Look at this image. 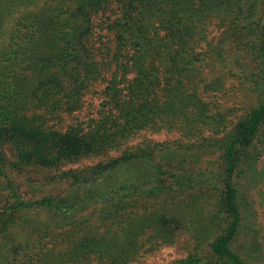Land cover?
<instances>
[{"label":"trees","instance_id":"obj_1","mask_svg":"<svg viewBox=\"0 0 264 264\" xmlns=\"http://www.w3.org/2000/svg\"><path fill=\"white\" fill-rule=\"evenodd\" d=\"M36 72L29 117L20 85ZM233 78L253 101L227 121L202 98ZM97 82V118L56 129ZM163 129L179 141L126 146ZM84 158L101 160L61 169ZM263 183L264 0H0V264H136L182 231L171 264H251L240 239ZM186 198L203 223L168 211Z\"/></svg>","mask_w":264,"mask_h":264},{"label":"rangeland","instance_id":"obj_2","mask_svg":"<svg viewBox=\"0 0 264 264\" xmlns=\"http://www.w3.org/2000/svg\"><path fill=\"white\" fill-rule=\"evenodd\" d=\"M97 16L94 19V22H97L98 18ZM77 24V30L79 31L82 27V21L80 18L76 19ZM212 36L215 37L216 33H212ZM96 36L92 38V42L96 41ZM35 50L38 53V56L40 58H46L49 55H51L55 48L53 46V42L48 39H39L36 42ZM207 68L204 71V74H207ZM48 75V73H28L26 81L22 82L20 85V91L22 93V96L27 103L28 111L22 112V114L26 113L29 117L34 116L36 114H40L43 112L42 106L40 105L39 108L36 106V99L33 94L34 90L38 87L39 83L41 81H44L45 77ZM104 82H97L93 83L92 85H88L87 89L83 92L81 103L82 106L79 110H75L72 114L68 115L66 113L61 114V118L63 119V122L60 123V125L56 126V129L59 128H66L68 125L74 124L75 121H89L90 119L97 118L98 110L100 107V103L103 99V96L101 95L102 90L104 89ZM203 90V88H201ZM224 90H226L224 92ZM54 91L52 92V94ZM60 99V95L56 97V99ZM22 100V99H21ZM203 102L209 103L213 110L220 111L226 115L227 121H235L236 118L243 115L245 110L252 105V99L251 96L245 92L244 87H242L236 78L231 79L230 81H226L225 86L219 90V91H207L204 94V97L202 98ZM24 103V102H23ZM231 110L232 112L228 111ZM21 114V113H18ZM178 117L186 116L185 113L177 114ZM52 124V123H51ZM179 131L172 130L171 132L166 130H160L159 132H153V131H143L141 133H138L135 135L126 146H136L140 145L144 142H153V143H162V142H175L179 141ZM123 148L121 149V151ZM118 153H111L109 156H116ZM101 160L100 158H84L83 160H80L78 162H72L69 164H66L61 167V169H69V168H78L81 166H87L94 164ZM54 173V170L51 171H41V173H38L37 175L31 173L32 179H43L44 176H50ZM22 194L25 197L34 196L31 195L33 190L28 184L22 185ZM39 194L44 193L42 192H36ZM48 193V190H47ZM38 196V195H37ZM253 198L255 199V210L257 212V215L255 216V229L250 230V234L246 236V233L244 232L242 234V237L240 239V244L243 248H245L248 253L251 255L248 259V261L251 264H264V183L257 188L256 192L254 190ZM180 204L178 205H172L171 208H168V211L170 213L177 211L178 215H180L181 218L186 217V219L193 220V223H203L204 216L206 214V209L204 208V203H202V200H196L193 201L191 198H186L185 200H179ZM201 202V203H198ZM188 207H187V205ZM157 207H152V210H155ZM192 208L195 211V214H191V217H187V214L190 213V209ZM188 223V227L191 228V224ZM209 226L205 230V234L203 233L202 236L204 238H208V235H210L209 240L205 242V244L209 243L211 240V237H213L214 234H211L213 230H211ZM193 231V230H191ZM178 233H181L179 230L176 231ZM183 233V234H182ZM182 236L176 238L175 240L167 244L168 242H165L163 244H160L159 246H155L153 249L149 248L148 252L142 253L140 255V259L136 264H171L172 262L184 258L187 256V251L185 248L188 244L189 234L187 232L182 231ZM175 233L173 234V236ZM148 247V246H147Z\"/></svg>","mask_w":264,"mask_h":264}]
</instances>
